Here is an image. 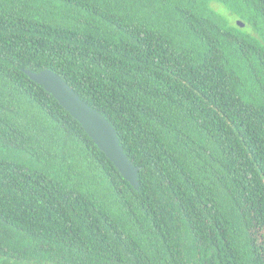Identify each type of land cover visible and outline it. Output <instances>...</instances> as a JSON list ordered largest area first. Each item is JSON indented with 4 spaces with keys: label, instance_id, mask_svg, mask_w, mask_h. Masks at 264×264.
<instances>
[{
    "label": "trees",
    "instance_id": "obj_1",
    "mask_svg": "<svg viewBox=\"0 0 264 264\" xmlns=\"http://www.w3.org/2000/svg\"><path fill=\"white\" fill-rule=\"evenodd\" d=\"M0 264H264V0H0Z\"/></svg>",
    "mask_w": 264,
    "mask_h": 264
},
{
    "label": "water",
    "instance_id": "obj_2",
    "mask_svg": "<svg viewBox=\"0 0 264 264\" xmlns=\"http://www.w3.org/2000/svg\"><path fill=\"white\" fill-rule=\"evenodd\" d=\"M238 24L244 26L239 20ZM27 75L51 93L59 103L84 127L98 147L111 159L124 177L135 187H139V168L130 160L117 132L110 121L98 110L91 107L58 73L43 69L35 72L24 70Z\"/></svg>",
    "mask_w": 264,
    "mask_h": 264
},
{
    "label": "rangeland",
    "instance_id": "obj_3",
    "mask_svg": "<svg viewBox=\"0 0 264 264\" xmlns=\"http://www.w3.org/2000/svg\"><path fill=\"white\" fill-rule=\"evenodd\" d=\"M229 19H230V21H232V22H237V21L240 20V19H238V18H235L233 15H230V16H229Z\"/></svg>",
    "mask_w": 264,
    "mask_h": 264
}]
</instances>
